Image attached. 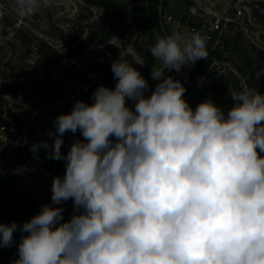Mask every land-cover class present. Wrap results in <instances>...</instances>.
Wrapping results in <instances>:
<instances>
[{"label":"clouds","instance_id":"clouds-1","mask_svg":"<svg viewBox=\"0 0 264 264\" xmlns=\"http://www.w3.org/2000/svg\"><path fill=\"white\" fill-rule=\"evenodd\" d=\"M47 4L15 0L20 17ZM150 53L162 64L150 94L137 68L113 61L114 88L76 100L53 121L51 143L31 144L65 173L30 220L0 223V247L25 234L15 264H264V94L229 88L231 106L207 98L193 109L164 73L207 60L206 38L157 35ZM77 132L62 153L64 135Z\"/></svg>","mask_w":264,"mask_h":264},{"label":"rangeland","instance_id":"rangeland-1","mask_svg":"<svg viewBox=\"0 0 264 264\" xmlns=\"http://www.w3.org/2000/svg\"><path fill=\"white\" fill-rule=\"evenodd\" d=\"M164 1L165 4L161 7L164 25L162 34L148 32L138 38V43L144 44L147 49H151L155 44L157 35L164 37L176 32L187 39L191 36L189 28L198 16L207 22L212 17L210 14H230L237 7L245 12L246 17H250L252 32L264 42V18L258 17L257 20L253 18L256 9L264 15V10L257 4L264 0H162ZM124 2L125 5L128 3L127 11L134 14L146 9V3L142 0H124ZM0 11L4 12L3 18L0 19V124L14 122L18 130L17 136L26 132L31 140L30 145L33 142L53 140L47 135L49 131H53L47 119L39 120L38 118V115L45 110L50 81L58 85L65 95L74 90L80 93L81 100L91 103V94L95 88L90 89L83 98L82 89L86 85L80 79V71H87L89 77H96L95 73L88 69L94 62L99 61L110 68L113 61L121 59L132 64L143 76L144 62L137 51L135 42L137 39L133 32L119 34L103 45L93 46L79 58L66 57V53L78 41L80 30L84 29L86 34L89 33V26L105 16L103 9L91 6L86 0H48L47 6L27 17H20L17 14L15 0H0ZM169 17H171L170 20ZM17 32L24 34L27 41L33 42V46H27V41L24 42L17 37ZM42 43L45 45L40 46ZM46 45L54 48L56 53L62 56L60 61L56 62L55 57L46 56L48 51ZM226 63H224L222 75L228 77L232 84L239 80V86L242 89L246 83L238 73L233 72L235 70L233 66ZM159 67H162L161 62L155 60L153 68ZM194 68L195 65L183 67L185 72L183 78L191 77ZM210 71L209 68L199 71L198 75L202 77V81L206 80ZM169 72L172 76L174 70H165L164 75ZM257 77L260 79V74ZM96 81L100 83L99 77H96ZM152 82L155 85L158 83L153 79ZM182 83L184 84L183 81ZM184 86L187 87V84ZM127 103L129 107H134L132 101ZM62 105H66V102H62ZM75 139H82L79 132L75 135L65 134L62 147H65L68 152ZM5 146L8 145L0 135V152L5 149ZM28 151L30 155L26 165L22 168L10 167L11 171L19 178L18 187L29 189L40 200L41 205L50 203L52 179L61 175L46 171L45 177L41 176V161L34 157L30 150ZM4 157H8L7 154ZM7 165L9 163L5 166ZM70 204L71 202L67 201L61 205L68 217L73 214ZM41 205L33 213H23L17 220V224L22 225L30 220L40 211ZM18 245L6 260V264H15L19 258Z\"/></svg>","mask_w":264,"mask_h":264},{"label":"trees","instance_id":"trees-1","mask_svg":"<svg viewBox=\"0 0 264 264\" xmlns=\"http://www.w3.org/2000/svg\"><path fill=\"white\" fill-rule=\"evenodd\" d=\"M91 6L103 9L105 16L99 21H95L89 26V33H85L81 29L78 34V41L66 53L67 58L76 59L84 54L89 48L96 45H103L105 42L112 40L119 34L133 32L136 36V48L144 62L143 77L149 83L148 94L155 88L152 82L151 70L154 67L155 59L150 53V49L140 44L139 36L148 32L162 34L164 25L162 22L161 7L165 4L162 0H142L146 3V9L143 12L136 14L127 11L128 3L125 5L124 0H86ZM135 1H131V3ZM257 4L264 10V1ZM264 18L260 14L259 9H256L253 18ZM198 16L197 20L193 21L190 26H201L205 20ZM17 37H20L26 42L24 34L17 32ZM218 43L216 44V42ZM27 46L32 47L33 42L27 41ZM140 46H139V45ZM45 45L42 43L40 46ZM48 51L46 56L55 57V61H60V54L56 50L46 45ZM208 58L201 59L195 63V68L191 77L185 79L180 78V81L187 84L186 92L184 94L185 100L194 109L202 100L211 98L221 107L227 108L231 106L232 100L228 96V90H241L239 80L233 84L225 75L218 74L214 69L208 73L206 80L202 81L199 76L201 69H206L211 66L214 61L232 65L237 71L240 78L247 84L249 89L256 91L260 90L264 94V52L256 48L247 38L243 30L237 25L229 23L224 30L219 33H213L212 38L206 41ZM98 66V68L96 67ZM89 71L94 72L96 77H99L100 83L96 81V77H89L87 71H80L81 81L84 85L90 84L93 88H97L103 84L109 88H114L117 80L111 71V67H105L101 62H94L89 68ZM260 74V79L257 77ZM65 93L59 89V86L54 82H49V89L46 95L45 110L38 115L39 120L47 119L50 127L53 128V121L62 113L65 105H62ZM55 129L53 128V132ZM54 139V137H53ZM62 153L67 154L65 147L61 148ZM7 154L8 157H4ZM30 155L28 149L20 147L5 146V149L0 152V223L17 222L21 215L26 212L33 213L40 207V200L37 199L32 192L25 188L18 187L19 178L11 171L10 167H23L26 165L27 159ZM261 155H264L262 153ZM38 158L42 163V171L40 175L45 177V172L60 173L61 177L65 173L64 161L53 160L47 157L46 151L41 148L38 153ZM9 163V165H4ZM5 192V193H3ZM70 207L73 209V202ZM64 220H68L66 211L63 212ZM25 235L17 230L14 233V240L10 247H0V264H6V260L11 256L17 245L20 243L22 236Z\"/></svg>","mask_w":264,"mask_h":264},{"label":"built area","instance_id":"built-area-1","mask_svg":"<svg viewBox=\"0 0 264 264\" xmlns=\"http://www.w3.org/2000/svg\"><path fill=\"white\" fill-rule=\"evenodd\" d=\"M208 14H210L208 12ZM212 17H210V19L203 23L201 26H192L189 28L190 30V34L192 35L193 33H199L201 34L203 37L206 38L207 40H210L212 38V34L219 32L221 33L225 26L229 23H233L235 25H237L241 30L244 31V33L246 34L247 38L250 40V42L259 50H262L264 52V42L261 41L259 39V37L252 32V28H251V19L250 17H246L245 12L240 9V8H235L230 14H224V15H220V14H210ZM171 19V17H169V20ZM218 43V41L216 42V44ZM224 63L218 62V61H214L211 66L209 67V69H214L215 71L218 72V74L222 75L223 74V67H224ZM233 70V69H232ZM234 73L237 74L236 70H233ZM185 75V72L183 71V69H181L180 73L175 72L172 74V77H174L175 79H179L181 77H183ZM244 87H247V84L244 85ZM93 86L90 84H87L82 90H80V92L82 93L83 98L86 97L87 93H89L90 89H92ZM259 92H261L260 90H258ZM262 93V92H261ZM263 94V93H262ZM76 100H81L80 99V93L76 92V91H69L68 93H66L64 100L62 102H66V105L64 106L62 113H69ZM61 113V114H62ZM18 130L17 127L15 125L14 122L9 121V122H4L2 124H0V135L1 138L4 140V142H6V144L10 147H20L22 149H28L30 150V137L28 136V134L26 132H23L22 134H20L19 136H17ZM67 134V133H66ZM25 140L27 141V143H25ZM52 140H49V143H51Z\"/></svg>","mask_w":264,"mask_h":264},{"label":"water","instance_id":"water-1","mask_svg":"<svg viewBox=\"0 0 264 264\" xmlns=\"http://www.w3.org/2000/svg\"><path fill=\"white\" fill-rule=\"evenodd\" d=\"M170 74H171V72H169V73L165 74V76H170Z\"/></svg>","mask_w":264,"mask_h":264}]
</instances>
